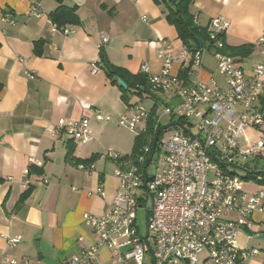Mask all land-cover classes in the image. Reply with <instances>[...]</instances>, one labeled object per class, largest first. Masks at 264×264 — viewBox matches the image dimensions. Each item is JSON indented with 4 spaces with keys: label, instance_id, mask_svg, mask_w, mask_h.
<instances>
[{
    "label": "crops",
    "instance_id": "obj_1",
    "mask_svg": "<svg viewBox=\"0 0 264 264\" xmlns=\"http://www.w3.org/2000/svg\"><path fill=\"white\" fill-rule=\"evenodd\" d=\"M33 4L39 6L38 16L32 15ZM62 4L76 9L78 24L61 26L71 34L51 30L50 15L59 6L55 0H0V19L12 14L14 22L0 21V253L18 263L66 264L97 246L93 264H117L107 247L98 246L96 235L82 219L84 213L100 216L107 211L118 186L113 171L130 168L128 161L107 158L111 150L103 135L136 103L149 102L150 113L154 106L174 107L179 99L172 92L151 90L152 96L142 102L132 92L124 101L120 88L105 73L100 52L109 65L149 76L162 68L161 49L170 47V57L177 60L184 46L166 20L169 8L161 0H62ZM190 13L207 32L214 17L228 23L225 48H249L230 56L245 75L257 64L264 66V0H193ZM102 34L108 37L105 44ZM212 50H202L200 67L188 65L191 78L224 86ZM182 70L178 61L173 63L174 75ZM256 107L264 112V94ZM96 114L111 121H98ZM81 117L89 121L88 143L74 142L63 132L51 133L59 119ZM157 117L159 121L158 110ZM146 122L135 137L145 131ZM83 162L93 163L94 170L77 169ZM99 187L104 196L98 194ZM251 223L249 232L237 234V245L258 253L242 264H264V207L253 213ZM14 236L20 242L8 248L5 238ZM205 258L200 253L196 264H205ZM150 262L146 259L144 264Z\"/></svg>",
    "mask_w": 264,
    "mask_h": 264
},
{
    "label": "built area",
    "instance_id": "obj_2",
    "mask_svg": "<svg viewBox=\"0 0 264 264\" xmlns=\"http://www.w3.org/2000/svg\"><path fill=\"white\" fill-rule=\"evenodd\" d=\"M30 9L32 15H39L38 4ZM0 21L14 23L13 15L5 14ZM208 28L213 43L211 55L224 78V86L192 79L191 69L186 83L172 73L176 61L182 69L188 65L200 67L202 51L191 53L184 47L174 60L170 47L161 49L158 56L162 68L157 75H147V80L152 91L172 92L179 99L178 105L162 108V114L173 125L165 130L166 136L159 146L157 139L150 146L149 139L136 164L127 170L113 171L118 186L107 211L100 216L90 213L82 216L96 235L98 246L107 247L117 264H144L146 259L151 264H196L200 253L206 256L205 264H242L243 259L258 253L255 249H240L237 234L249 232L251 216L264 207V171L254 173L247 166L264 161V112L256 107L264 94V66L257 64L245 75L232 57L222 54V36L228 23L222 17H214ZM51 30L73 33L53 23ZM100 39L102 44L108 41L105 34ZM96 71L92 69V73ZM148 115L143 103H136L114 123L135 131ZM95 117L98 121H111L107 115ZM62 132L80 144L91 140L86 117L59 119L51 133ZM253 133L259 137L253 139ZM107 158L116 162L120 156L108 151ZM150 163L155 165L151 177L147 175ZM76 167L86 172L95 168L93 163H80ZM249 186L256 188L250 191ZM98 194L104 196L102 187ZM149 199L147 235L141 236L137 212ZM5 242L8 248H13L20 237H6ZM97 255L96 246L81 251L66 264H93ZM0 264L27 263H18L1 252Z\"/></svg>",
    "mask_w": 264,
    "mask_h": 264
},
{
    "label": "trees",
    "instance_id": "obj_3",
    "mask_svg": "<svg viewBox=\"0 0 264 264\" xmlns=\"http://www.w3.org/2000/svg\"><path fill=\"white\" fill-rule=\"evenodd\" d=\"M59 6L58 8L51 13L50 20L53 24L58 27L70 24L76 25L78 24V18L76 15L75 8H68L63 6L62 0H55ZM165 2V4L169 8V12L166 16L167 22L172 25L178 35L183 46L190 51L191 53H195L197 51L202 50H210L213 49V43L209 40V35L206 29H202L198 27L194 21L193 16L190 13V6L193 0H161ZM222 36V41L224 40ZM201 43V47L198 44ZM224 42V41H223ZM249 50L246 47L240 48H230L226 49L225 44L222 49V54H227L229 56H239L242 51ZM248 53V51H247ZM246 53H244L245 55ZM99 60L104 64V69L107 77L112 81L113 84L117 85L123 94V99L126 101V94L132 92L140 98V102L144 100V98H148L152 96L151 88L148 84L147 76L140 74H130L126 70L109 65L106 62V58L102 52H100ZM189 71L190 68L183 69L179 73V79L186 83L189 80ZM117 79H120L126 85V88H122L118 83ZM173 125L172 123L168 124L165 127H162L158 121L157 117V107L154 106L149 113L146 122V129L143 133L137 135L133 140V146L131 150V154L128 156H123L119 158L117 161H128L130 166L136 164V159L141 154L142 149L149 144V139L151 141L150 146L153 144L155 138L161 136L163 130H167ZM87 164L86 162H83ZM264 184V182H263ZM30 187L23 193L21 200L25 199L30 191Z\"/></svg>",
    "mask_w": 264,
    "mask_h": 264
},
{
    "label": "rangeland",
    "instance_id": "obj_4",
    "mask_svg": "<svg viewBox=\"0 0 264 264\" xmlns=\"http://www.w3.org/2000/svg\"><path fill=\"white\" fill-rule=\"evenodd\" d=\"M203 57H209L208 53L203 52ZM207 60V59H205ZM209 61V60H207ZM210 67L214 68L213 63L209 62ZM143 105L148 108L150 106L149 102H144ZM163 108V105L159 106L158 113H159V122L162 127H165L168 125V119H170L167 116H164L161 113V110ZM109 128H107V131L103 135V141L106 143L107 149L111 150L112 152L118 153L120 155H126L131 154V146L133 143L135 134L142 129V126L139 125L138 129L135 131H129L128 129L124 127L116 126L114 123H111L108 125ZM166 136V132L163 130L161 136L158 138V146L161 142V138H164ZM253 139L258 138L259 136L256 133H253L251 136ZM241 164H245V162H241ZM252 172L255 173V171H264V161H261L259 165L255 164H247ZM110 170L112 169V165H109ZM155 173V165L153 163H150L147 167V175L151 177ZM240 176L244 177L245 173H240ZM250 189V186H249ZM151 207V201L150 199L146 201L145 205L139 209L137 212V225L139 228V232L141 236H145L146 234V209Z\"/></svg>",
    "mask_w": 264,
    "mask_h": 264
},
{
    "label": "water",
    "instance_id": "obj_5",
    "mask_svg": "<svg viewBox=\"0 0 264 264\" xmlns=\"http://www.w3.org/2000/svg\"><path fill=\"white\" fill-rule=\"evenodd\" d=\"M198 44L200 45V47H201V43L200 42H198ZM117 83L122 87V88H126V85L124 84V82L122 81V80H120V79H117ZM156 139L157 138H155V140H154V144H155V142H156Z\"/></svg>",
    "mask_w": 264,
    "mask_h": 264
}]
</instances>
